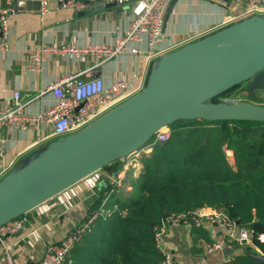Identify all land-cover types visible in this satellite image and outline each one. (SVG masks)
<instances>
[{
    "label": "crops",
    "instance_id": "1",
    "mask_svg": "<svg viewBox=\"0 0 264 264\" xmlns=\"http://www.w3.org/2000/svg\"><path fill=\"white\" fill-rule=\"evenodd\" d=\"M20 1L0 0V8L9 11L6 36L8 48L0 50V107L8 106L17 91L20 102L25 105L24 112L35 115L55 105V98L48 91L55 79L68 74H80L94 66L96 61L91 56L77 59L56 53L42 64L39 71L30 72L27 71L30 52L47 45L59 50L69 46L84 48L96 44L114 46L115 41L130 26V10L125 8L133 0L123 5H105L102 9L98 7L103 5L90 4L81 11L56 9L53 4L49 13L40 11L38 0ZM21 3L25 8L19 7ZM243 8V2L237 5L235 0L227 3L215 0H180L165 26L164 39L159 47L161 57L231 25V19L241 13ZM138 46L142 52L137 57L122 54L97 68V75L106 86L120 78L144 86L153 61L145 59L146 44ZM50 130V126L28 130L14 126L1 127L0 136L5 144L0 156V180L34 151L45 146L44 143L35 147L33 145ZM151 154L140 155L137 151L121 161L122 168L118 174H111V170L105 168L101 171L103 177H89L26 214L23 218L27 223L23 230L6 240L14 263L38 264L47 245L61 242L75 225H79L82 217L87 218L96 199L102 198L103 201L107 194L108 198L114 194L124 197L130 203L134 195L130 175L134 179L139 174L142 175L143 159ZM228 154H231L232 160H229ZM226 155L229 163L234 165L233 152L228 150ZM104 182L107 185H103ZM119 206H115L120 210L114 213L125 215L127 208L121 209ZM160 241L163 249L173 256L177 264H264L256 258L264 253L254 243H230L215 223L206 221L167 223L161 227ZM215 241L221 242L222 248L214 253H207L205 246ZM4 257L5 250L0 246V264H6Z\"/></svg>",
    "mask_w": 264,
    "mask_h": 264
},
{
    "label": "water",
    "instance_id": "2",
    "mask_svg": "<svg viewBox=\"0 0 264 264\" xmlns=\"http://www.w3.org/2000/svg\"><path fill=\"white\" fill-rule=\"evenodd\" d=\"M179 1H171L164 31ZM244 83L264 93V16L228 25L163 55L151 64L139 93L25 158L0 180V228L127 159L177 121L264 123V105L213 101ZM256 258L264 262V255Z\"/></svg>",
    "mask_w": 264,
    "mask_h": 264
},
{
    "label": "trees",
    "instance_id": "3",
    "mask_svg": "<svg viewBox=\"0 0 264 264\" xmlns=\"http://www.w3.org/2000/svg\"><path fill=\"white\" fill-rule=\"evenodd\" d=\"M243 91L249 93L247 100L237 98ZM256 91L244 83L213 101L252 102L250 97L260 94ZM169 128L170 140L155 145L143 159L139 198L121 206L127 208L125 215H100L63 264H159L163 256L156 230L168 216L202 207L226 213L256 236L264 234V123L186 120ZM227 150L234 154V165ZM121 161L107 167L111 174L121 171ZM102 202L96 199L88 216L99 212ZM253 243L264 253V243Z\"/></svg>",
    "mask_w": 264,
    "mask_h": 264
},
{
    "label": "built area",
    "instance_id": "4",
    "mask_svg": "<svg viewBox=\"0 0 264 264\" xmlns=\"http://www.w3.org/2000/svg\"><path fill=\"white\" fill-rule=\"evenodd\" d=\"M40 11L49 13L54 8L84 10L87 5H123L129 0H38ZM172 0H133L129 7L131 22L124 35L115 41L114 46L106 44L90 45L79 48L69 46L59 50L57 47L47 45L30 52V60L27 71L34 72L41 69L42 64L56 53H63L77 59L91 56L96 64L80 74L63 75L49 86L48 91L55 98V105L48 110L35 115H28L24 111L25 105L20 102V94L15 91L10 104L0 107V128L5 126L19 127L28 130L38 127L50 126L51 130L46 133L35 145L48 144L60 137H65L77 133L99 117L109 112L116 106L130 99L139 93L143 87L139 83H131L127 79H117L110 86H106L102 78L97 75V68L104 62L114 59L122 54L137 57L142 51L139 44L145 43V59L155 61L161 57L160 44L164 39V24ZM236 4L243 2L244 8L241 13L231 19V25L253 16H264V0H235ZM8 10L0 8V50H6ZM145 85V84H144ZM168 128V129H167ZM160 130L154 142L142 150L148 155L153 152L157 144H163L170 140L171 131L169 127ZM5 140L0 136V156L4 152ZM119 185V183H118ZM107 194L102 202L108 200ZM108 202V201H107ZM107 205V204H106ZM105 205V206H106ZM93 212L91 216L82 217L79 225H75L68 235L59 243L47 245L42 260L38 264H63L69 253L74 249L89 230L91 224L103 213ZM116 211V210H115ZM114 211L112 210V213ZM203 221L215 223L226 241L240 244L253 243L255 239L264 243V234L256 236L254 231L248 226L238 225L231 220L224 212L216 209L203 207L194 212L180 215L168 216L162 225L167 224H188L191 222L202 223ZM25 218H18L0 228V246L5 250L6 264H15L6 240L23 230L26 226ZM161 230V228H158ZM157 248L163 256L159 264H177L173 256L166 252L160 241V233L156 232ZM222 243L215 241L205 246L206 252L211 254L222 248Z\"/></svg>",
    "mask_w": 264,
    "mask_h": 264
},
{
    "label": "rangeland",
    "instance_id": "5",
    "mask_svg": "<svg viewBox=\"0 0 264 264\" xmlns=\"http://www.w3.org/2000/svg\"><path fill=\"white\" fill-rule=\"evenodd\" d=\"M248 92H246V91H243V92H241V93H239L238 95H237V98L238 99H243V100H247L248 99ZM250 98H252V99H249L250 101H252V103H254V104H258V105H261V104H264V93H260V94H257V95H253V96H251ZM223 102H231V101H234L233 99H224V100H222ZM168 129V128H167ZM169 130H170V128H169ZM142 150H144L143 148H141L140 150H139V153H140V155H142L143 154V151ZM228 151V150H227ZM226 151V152H227ZM142 153V154H141ZM228 158H229V160H232V156L230 155V154H228ZM141 174H139L138 176H137V178L136 179H134V177H132V175H130L131 177V179H132V181H133V186H134V195H133V197H132V200H136V199H138L139 198V196H140V191H139V186H140V182H141V176H140ZM93 176H98V177H103V174H102V172L100 171V172H98V173H96L95 175H93ZM92 177V176H91ZM104 200V199H103ZM108 201V202H107ZM107 204V205H106ZM127 204H129V202L128 201H126L125 199H124V197H119V195H114V194H111L110 196H109V198H108V200H107V198H106V200L104 201V203H103V214L101 215L104 219H108V218H110V217H112V215L114 214V212H115V210H120V208H115V206H117V205H120V206H123V205H127ZM106 205V206H105ZM119 206V207H120ZM114 208V209H113ZM112 210H114V212L112 213Z\"/></svg>",
    "mask_w": 264,
    "mask_h": 264
},
{
    "label": "flooded vegetation",
    "instance_id": "6",
    "mask_svg": "<svg viewBox=\"0 0 264 264\" xmlns=\"http://www.w3.org/2000/svg\"><path fill=\"white\" fill-rule=\"evenodd\" d=\"M254 90V89H253ZM255 91V90H254ZM259 91V90H258ZM257 92V91H256Z\"/></svg>",
    "mask_w": 264,
    "mask_h": 264
},
{
    "label": "bare ground",
    "instance_id": "7",
    "mask_svg": "<svg viewBox=\"0 0 264 264\" xmlns=\"http://www.w3.org/2000/svg\"><path fill=\"white\" fill-rule=\"evenodd\" d=\"M231 155V154H230Z\"/></svg>",
    "mask_w": 264,
    "mask_h": 264
}]
</instances>
